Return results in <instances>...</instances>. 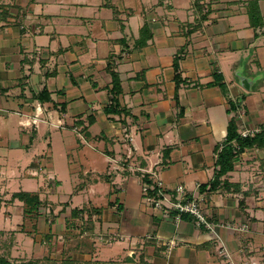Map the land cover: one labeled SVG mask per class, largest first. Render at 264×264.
<instances>
[{"label":"crops","instance_id":"obj_1","mask_svg":"<svg viewBox=\"0 0 264 264\" xmlns=\"http://www.w3.org/2000/svg\"><path fill=\"white\" fill-rule=\"evenodd\" d=\"M197 1L0 0L9 260L227 264L225 247L236 264H264V144L245 148L217 189L201 188L219 170L232 120L264 132V0L257 26L251 0H200L203 10ZM113 73L122 114L106 113ZM144 174L162 182L164 207L146 199ZM21 191L39 194L38 211L13 197ZM196 197L213 229L168 208Z\"/></svg>","mask_w":264,"mask_h":264},{"label":"trees","instance_id":"obj_2","mask_svg":"<svg viewBox=\"0 0 264 264\" xmlns=\"http://www.w3.org/2000/svg\"><path fill=\"white\" fill-rule=\"evenodd\" d=\"M197 7L200 10H203L204 6L200 4V0L196 3ZM248 13L250 16L251 23L255 26H257L259 23L263 22V18L260 11V6L258 0H251L248 3ZM147 26L144 25L142 32L145 31ZM179 56H176L175 58V65L176 69L178 71L179 68ZM114 75V86L112 88L114 92V100L110 107L106 108V113L108 114H122V111L119 109L120 103L118 99V94L121 92V86L119 79L116 78V74ZM218 80L222 79L221 75L217 76ZM45 93H48V91L43 90L42 95ZM50 96V95H49ZM48 96V99L50 98ZM39 99L43 100L44 97L39 95ZM228 143L223 147V149L219 153L218 157V165L219 170L216 173L215 178L206 185H202L201 188H205V186L210 185L211 190H215L218 188L221 182V177L227 173L229 170H231L234 167V161L238 157L240 153L243 152V150L247 147H251L255 144L263 143L264 144V132L261 131L255 136L252 137H242L240 131L237 129L236 123L234 120L230 122L229 129H228V137H227ZM143 181L146 183H149L153 186V189H151L150 194L154 196L155 198H159V186L156 182H154L150 176L144 174L143 175ZM14 198H19L20 200L24 201L28 206H30L29 212L38 211L39 207L43 203V201L40 199L39 194H31L30 192H17L13 194ZM96 211L100 212V209H94ZM0 264H31L30 262L26 263H16L9 260L6 256L0 254Z\"/></svg>","mask_w":264,"mask_h":264},{"label":"built area","instance_id":"obj_3","mask_svg":"<svg viewBox=\"0 0 264 264\" xmlns=\"http://www.w3.org/2000/svg\"><path fill=\"white\" fill-rule=\"evenodd\" d=\"M37 110L39 113V110H41V107H38ZM38 121H39V119H38V115H37L34 118H32L31 120H29V119L26 120L25 123H26V126L36 125ZM259 132H261L259 129L254 128V129H244L240 133H241V136L245 138V137L255 136ZM156 183L158 184V186L160 188L158 194L161 197H163L162 199H166L167 195H166V193H164L162 191V187H163L162 182L157 181ZM142 184H143V192H144L146 199L148 201H150L152 204L154 203L158 207H161V208L164 207L162 204V201H161V197L155 198L154 196H152L150 194V191H151V189H153V186L150 185L149 183L144 182V181H142ZM177 189L180 192H184V186L183 185H179L177 187ZM168 208H170V209L172 208L173 210L176 211L175 219L177 221H180L183 218V216L187 214V215L193 217V219L196 221L198 226L206 225V226L210 227L211 229H213V224L209 221V219L206 215L205 209L203 207L202 199H200L198 197L190 199V200H178V201L174 202ZM175 244H176V242L174 240L169 241V243L167 245L168 253H170L172 251ZM220 252L223 255V257L225 259H227V261H226L227 264H236L235 262L231 261L230 253L228 252V250L225 247H222L220 249ZM248 264H258V263L256 261L252 260Z\"/></svg>","mask_w":264,"mask_h":264},{"label":"rangeland","instance_id":"obj_4","mask_svg":"<svg viewBox=\"0 0 264 264\" xmlns=\"http://www.w3.org/2000/svg\"><path fill=\"white\" fill-rule=\"evenodd\" d=\"M108 1V0H107ZM10 232V231H9ZM9 232H7L8 234L7 235H1L0 234V254L1 255H3V254H5L6 256L8 255L7 254V251L9 250V246L11 245V243H12V240L10 239V237H9ZM7 237V238H6ZM35 238L36 239V237L35 236H32V238ZM17 243H18V241H16ZM15 243V242H14ZM33 247V248H32ZM32 247H31V249L33 250L32 252L31 251H29V253L27 252V254L28 255H30V257L32 258V259H35L33 256L34 255H36V252H34V250L35 249H37V246H33L32 245ZM30 249V250H31ZM13 250V249H12ZM9 252H11L10 250H9ZM38 255V254H37ZM11 259H14V258H12L11 257Z\"/></svg>","mask_w":264,"mask_h":264},{"label":"water","instance_id":"obj_5","mask_svg":"<svg viewBox=\"0 0 264 264\" xmlns=\"http://www.w3.org/2000/svg\"><path fill=\"white\" fill-rule=\"evenodd\" d=\"M238 75H239V77H240V80H241L242 85H243L245 88L250 89L253 80H251L250 78H248V77L242 75V73H241V74H238Z\"/></svg>","mask_w":264,"mask_h":264}]
</instances>
